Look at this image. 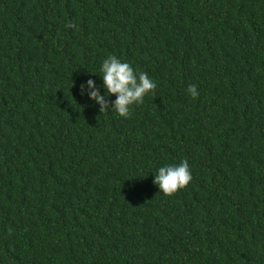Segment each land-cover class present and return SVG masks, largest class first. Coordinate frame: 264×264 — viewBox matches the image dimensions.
Wrapping results in <instances>:
<instances>
[{
    "label": "trees",
    "instance_id": "trees-1",
    "mask_svg": "<svg viewBox=\"0 0 264 264\" xmlns=\"http://www.w3.org/2000/svg\"><path fill=\"white\" fill-rule=\"evenodd\" d=\"M109 55L157 85L127 118L81 95ZM0 264H264V0H0Z\"/></svg>",
    "mask_w": 264,
    "mask_h": 264
},
{
    "label": "clouds",
    "instance_id": "clouds-1",
    "mask_svg": "<svg viewBox=\"0 0 264 264\" xmlns=\"http://www.w3.org/2000/svg\"><path fill=\"white\" fill-rule=\"evenodd\" d=\"M67 28L75 29L76 24L71 21ZM99 72L102 78L104 95H101L96 82L88 79L81 84V95L95 101L100 106L101 112H115L120 117L127 118L133 105L144 102V97L154 93L157 85L147 72L137 71L129 62L123 61L115 55H109L103 60ZM187 92L193 99L199 96L196 85L188 86ZM116 96L114 101H107L105 96ZM192 180V173L187 160H181L178 164H166L158 168L154 174V183L159 192L165 196H171L178 190L185 188Z\"/></svg>",
    "mask_w": 264,
    "mask_h": 264
}]
</instances>
